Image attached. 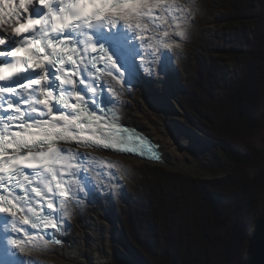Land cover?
I'll list each match as a JSON object with an SVG mask.
<instances>
[{"label": "snow or ice", "instance_id": "obj_1", "mask_svg": "<svg viewBox=\"0 0 264 264\" xmlns=\"http://www.w3.org/2000/svg\"><path fill=\"white\" fill-rule=\"evenodd\" d=\"M191 14L190 0H0V264H37L72 207L109 194L92 181L115 173L96 165L119 166L79 149L161 159L120 124V97L171 71Z\"/></svg>", "mask_w": 264, "mask_h": 264}, {"label": "trees", "instance_id": "obj_2", "mask_svg": "<svg viewBox=\"0 0 264 264\" xmlns=\"http://www.w3.org/2000/svg\"><path fill=\"white\" fill-rule=\"evenodd\" d=\"M219 9L218 42L197 44L202 56L187 63L178 95L185 125L232 165L213 179L147 168L150 214L130 209L123 221L132 264H240L264 209V0Z\"/></svg>", "mask_w": 264, "mask_h": 264}, {"label": "rangeland", "instance_id": "obj_3", "mask_svg": "<svg viewBox=\"0 0 264 264\" xmlns=\"http://www.w3.org/2000/svg\"><path fill=\"white\" fill-rule=\"evenodd\" d=\"M219 5L220 0H193L191 2L190 7L193 11H191L193 17L191 16L190 23L186 29L185 41L181 43L179 48L174 49L177 54L175 61L177 71L176 73L169 71L165 77L167 83L162 82L159 87V97L161 96L164 100L166 108L164 111L168 116L165 118L155 116L151 120L153 123L152 127L145 126L148 131L161 135L163 143L168 148L165 156L169 159L174 156L176 159L182 153L185 159L182 157L184 160L182 159L174 165L169 162H145L132 157L125 160L130 165V171L124 176L127 186H123L120 183L115 192V198L109 200L112 225L107 230L97 228L99 234L98 239L94 243L96 245L100 244L98 251L102 257H98L97 253L93 252V264H132L130 262H133V260L129 259L128 251L122 243L123 221L126 218L125 212H129L128 210L130 209H143L147 212L145 214L146 217H142V220L146 219L150 214L149 203L146 202L147 195L142 186V173L147 172V168H164L171 172H179L201 179H213L222 178L232 165L230 156L225 150L215 146L185 125L187 119L181 110L180 102L182 98L180 96V99L178 95L183 88L181 79L187 63L196 61L202 56V50L198 45H214L218 42L221 22ZM175 63L173 62V64ZM155 79L159 80V78ZM150 89L153 88L150 87ZM149 100L150 96L147 97L146 101L148 102ZM161 128H167L170 132L167 134L161 133L158 131ZM191 157L194 158L193 161L190 160ZM252 229L253 227L251 228V233ZM62 262L63 264H81L69 262L66 259L62 260Z\"/></svg>", "mask_w": 264, "mask_h": 264}, {"label": "bare ground", "instance_id": "obj_4", "mask_svg": "<svg viewBox=\"0 0 264 264\" xmlns=\"http://www.w3.org/2000/svg\"><path fill=\"white\" fill-rule=\"evenodd\" d=\"M191 2H193V0H190V4ZM185 38L186 36L182 39L177 38V42L181 45V43L185 41ZM169 56L171 58L169 61L171 73H176L177 68L175 61L177 54L174 52V49L169 53ZM173 62L175 64H173ZM153 68H155V65H153ZM165 77L159 78V80H156L155 78L148 79L146 77L135 88L125 90L124 94L120 97V103H126L127 108H120L122 118L119 122L123 125L125 124L131 126L132 129L139 130L148 136L150 140L155 143V149L161 157V159L157 161H147L135 157L136 160L151 163L169 162L174 165L177 162H180L184 158V155L181 153L176 159L174 156H171L169 159L165 156L167 155L168 148L163 143L161 135H156V133L148 131L145 127H152L153 123L151 120L154 119L155 116L163 118L168 116L164 111V109L166 110L164 100L161 96L159 97L160 83H167ZM150 87L153 89H150ZM129 91L131 92V95L128 94ZM148 96H150V100L147 102L146 99ZM158 131L166 134L170 132L167 128H161ZM80 152H87L91 157H96L99 160L111 162L114 165L119 166L113 167L109 170L107 168V164L96 165V168L102 172L111 171L115 173L114 176L105 175L103 177L105 181L103 185L97 184L95 179L92 181L93 185L97 189L103 187L104 192L109 194L100 196L93 203L89 204L81 201L78 208L72 207L70 217L67 218L68 223L71 225V230L63 238L66 242L61 245L50 243L46 250L42 252H35L31 255V257H26L37 261V264H63L62 260L65 259L73 263L93 264L92 253L95 252L98 257L101 256V253L98 251L100 244L96 245L94 243L95 240L98 239L99 233L97 232V228L107 230L112 225L109 200L115 198V192L120 183L123 184V186H127L124 176L130 171V165H128L125 160H128L129 157L133 158V156L99 150H80ZM190 160L193 161L194 158L191 157ZM93 175L94 173H90V176ZM100 233H102V231H100Z\"/></svg>", "mask_w": 264, "mask_h": 264}, {"label": "water", "instance_id": "obj_5", "mask_svg": "<svg viewBox=\"0 0 264 264\" xmlns=\"http://www.w3.org/2000/svg\"><path fill=\"white\" fill-rule=\"evenodd\" d=\"M240 264H264V209L253 226Z\"/></svg>", "mask_w": 264, "mask_h": 264}]
</instances>
